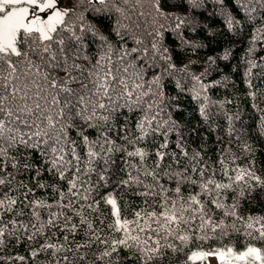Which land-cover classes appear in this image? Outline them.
Listing matches in <instances>:
<instances>
[{
  "label": "snow or ice",
  "instance_id": "6c2138e0",
  "mask_svg": "<svg viewBox=\"0 0 264 264\" xmlns=\"http://www.w3.org/2000/svg\"><path fill=\"white\" fill-rule=\"evenodd\" d=\"M65 2L0 0V251L23 233L32 264H264V215L239 210L264 179L237 166L218 182L176 118L186 94L210 118L208 70L177 65L207 0ZM215 5L229 30L264 24V0Z\"/></svg>",
  "mask_w": 264,
  "mask_h": 264
},
{
  "label": "trees",
  "instance_id": "16d2710c",
  "mask_svg": "<svg viewBox=\"0 0 264 264\" xmlns=\"http://www.w3.org/2000/svg\"><path fill=\"white\" fill-rule=\"evenodd\" d=\"M66 1L68 2L65 6L70 7L74 3V0ZM231 2L235 3L236 0ZM201 11L205 13L200 17L202 29L188 33V38L197 46L187 50L186 54L177 49L180 56L177 65L181 67L189 60L193 61L189 66L190 72L200 74L207 69L208 74L203 77L204 83L216 86L210 87L206 93L211 102L208 108L210 118L207 122L199 116V105L190 95L180 97L182 113L176 118L186 125L184 139L187 149L190 153L194 149L201 152L212 165L209 175H213L218 182H227V177L223 175L225 168L228 169L229 175H235L233 169L237 166L251 169L264 179V45L257 43L254 45L255 51L249 52L254 27H264V24L256 23L253 26L241 22L229 30L225 18L220 15L219 7L215 5V0H207L205 8ZM161 24L170 31L173 22L160 18L155 26L159 27ZM168 44L174 46L171 39ZM226 51L227 58H224ZM249 60L260 66L252 70L251 76H245L249 67L246 61ZM174 75L179 76L182 82L187 79L182 73ZM253 92L256 93L255 97L249 95ZM228 116L232 117L230 122ZM230 123L233 129L231 135ZM170 148L179 152L175 143L171 144ZM222 157H225L223 163L220 162ZM119 164L121 161L117 159V165ZM37 194L45 200L50 199L47 192L38 191ZM135 199L139 203L140 198ZM239 210L245 215H264V187L257 186L250 193H246V198L240 201ZM44 218L46 217L42 216V219ZM52 231L55 232L56 229ZM19 235L22 236L19 242L14 237L6 241L0 256H25L28 258V264H32L24 234ZM52 239L53 242H62L59 233ZM40 242L43 241L38 238L33 246L39 247ZM0 264H8V260L0 261ZM11 264L18 262L13 259Z\"/></svg>",
  "mask_w": 264,
  "mask_h": 264
},
{
  "label": "rangeland",
  "instance_id": "374dc122",
  "mask_svg": "<svg viewBox=\"0 0 264 264\" xmlns=\"http://www.w3.org/2000/svg\"><path fill=\"white\" fill-rule=\"evenodd\" d=\"M68 1L65 2V5L67 4ZM213 264H215V261H213Z\"/></svg>",
  "mask_w": 264,
  "mask_h": 264
}]
</instances>
